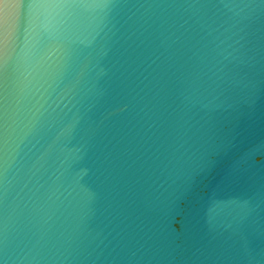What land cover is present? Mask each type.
I'll list each match as a JSON object with an SVG mask.
<instances>
[{
  "label": "water",
  "instance_id": "95a60500",
  "mask_svg": "<svg viewBox=\"0 0 264 264\" xmlns=\"http://www.w3.org/2000/svg\"><path fill=\"white\" fill-rule=\"evenodd\" d=\"M0 264H264V0H0Z\"/></svg>",
  "mask_w": 264,
  "mask_h": 264
}]
</instances>
